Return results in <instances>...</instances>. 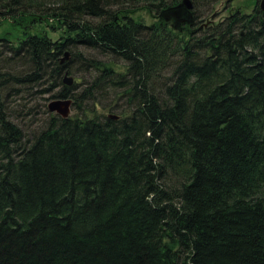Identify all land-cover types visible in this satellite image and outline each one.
I'll return each mask as SVG.
<instances>
[{
	"label": "trees",
	"instance_id": "trees-1",
	"mask_svg": "<svg viewBox=\"0 0 264 264\" xmlns=\"http://www.w3.org/2000/svg\"><path fill=\"white\" fill-rule=\"evenodd\" d=\"M191 1L0 0V264H264V10Z\"/></svg>",
	"mask_w": 264,
	"mask_h": 264
},
{
	"label": "water",
	"instance_id": "water-1",
	"mask_svg": "<svg viewBox=\"0 0 264 264\" xmlns=\"http://www.w3.org/2000/svg\"><path fill=\"white\" fill-rule=\"evenodd\" d=\"M260 3V6L262 10H264V0H257ZM184 4L187 8L191 9L193 7L191 0H184ZM70 57V52L65 53V57L62 58V62H64L66 59ZM63 82L67 86H72L75 82V77L73 75H70L67 71L65 73V77L63 79ZM73 103L74 100L70 97L68 98H54L48 103V110L50 112H54L58 115H60L63 118H68L73 113ZM110 118L118 119L119 116L116 114H109Z\"/></svg>",
	"mask_w": 264,
	"mask_h": 264
},
{
	"label": "rangeland",
	"instance_id": "rangeland-1",
	"mask_svg": "<svg viewBox=\"0 0 264 264\" xmlns=\"http://www.w3.org/2000/svg\"><path fill=\"white\" fill-rule=\"evenodd\" d=\"M227 0H221V4H218V6H217V9H218V11H220L222 8H223V5H224V3L226 2ZM248 1H251V0H233L232 2H235L236 3V5H238V4H240V3H242V2H248ZM257 1V0H256ZM257 3H259V5H260V3L261 2H258L257 1ZM223 13V12H222ZM222 13H219V15L218 16H220V14H222ZM144 16V15H143ZM223 17V16H222ZM146 20H148V21H150L151 19H150V17H148V18H146ZM4 26H6V24L4 25ZM0 32H1V28H0ZM57 35H58V33H56V34H53V33H51V36H53V37H57ZM42 96L43 95H41V97L39 96H36V97H29L28 98V100L26 101V104H28L29 106H34V104H36V103H42L43 104V102H45L46 101V99L48 98V96H49V94H45L44 95V98H45V100H43L42 99ZM17 98H19V97H17ZM39 98V99H38ZM13 99V98H12ZM52 100V99H51ZM50 100V101H51ZM49 101V102H50ZM19 102V101H18ZM48 102V103H49ZM34 109H36V108H34ZM38 118H42L43 116H41L40 114L37 116ZM31 119V118H30ZM25 121H28V119L27 120H25ZM22 122V121H21ZM23 124V123H22ZM25 125V124H24ZM41 125V122L40 121H37V122H35V123H33V124H31L30 126H28V128L29 129H34V128H36V127H39ZM26 132H27V130H26ZM29 132V131H28Z\"/></svg>",
	"mask_w": 264,
	"mask_h": 264
},
{
	"label": "clouds",
	"instance_id": "clouds-1",
	"mask_svg": "<svg viewBox=\"0 0 264 264\" xmlns=\"http://www.w3.org/2000/svg\"><path fill=\"white\" fill-rule=\"evenodd\" d=\"M157 161L154 160V163H156Z\"/></svg>",
	"mask_w": 264,
	"mask_h": 264
},
{
	"label": "bare ground",
	"instance_id": "bare-ground-1",
	"mask_svg": "<svg viewBox=\"0 0 264 264\" xmlns=\"http://www.w3.org/2000/svg\"><path fill=\"white\" fill-rule=\"evenodd\" d=\"M64 77H65V75H64ZM47 107H48V105H47Z\"/></svg>",
	"mask_w": 264,
	"mask_h": 264
}]
</instances>
